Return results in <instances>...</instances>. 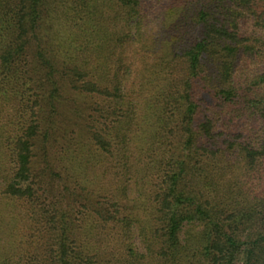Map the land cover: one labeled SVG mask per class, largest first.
<instances>
[{
  "label": "trees",
  "instance_id": "16d2710c",
  "mask_svg": "<svg viewBox=\"0 0 264 264\" xmlns=\"http://www.w3.org/2000/svg\"><path fill=\"white\" fill-rule=\"evenodd\" d=\"M0 264H264V0H0Z\"/></svg>",
  "mask_w": 264,
  "mask_h": 264
}]
</instances>
